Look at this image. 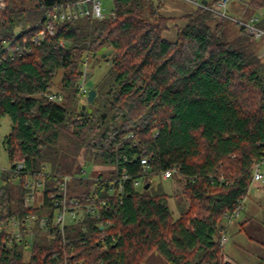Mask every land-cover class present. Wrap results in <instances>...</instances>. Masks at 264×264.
<instances>
[{
    "label": "trees",
    "instance_id": "trees-1",
    "mask_svg": "<svg viewBox=\"0 0 264 264\" xmlns=\"http://www.w3.org/2000/svg\"><path fill=\"white\" fill-rule=\"evenodd\" d=\"M74 2L5 0L0 9V116L10 118L3 142L10 165L0 171V264H141L152 252L168 264H236L222 260L219 237L224 212L246 197L253 166L264 161V44L243 25L195 6L169 40L163 33L175 18L161 12L165 0H113L103 18L55 19L50 34L44 9ZM241 4L264 28V0ZM231 21L238 25L232 38ZM14 35L31 51L11 56L6 44ZM106 45V59L94 57L107 70L82 111L87 88L78 85L87 58ZM21 159L31 169L69 175L71 195L104 201L99 216L46 229L40 217L50 223L48 194L60 177L45 172L43 203L24 206L25 176L10 172ZM169 168L174 173L163 179ZM123 171L131 177L120 193L111 180ZM11 215L20 221L17 239L8 231Z\"/></svg>",
    "mask_w": 264,
    "mask_h": 264
},
{
    "label": "built area",
    "instance_id": "built-area-1",
    "mask_svg": "<svg viewBox=\"0 0 264 264\" xmlns=\"http://www.w3.org/2000/svg\"><path fill=\"white\" fill-rule=\"evenodd\" d=\"M188 3L192 4L195 7H202L211 11L215 16L228 18L236 23L243 25L247 29L251 30L253 33V37L255 39H260L262 44H264V28H261L257 25L259 15L251 14L249 16H245L244 7H242L241 14L239 16L230 15L228 12V5L232 1H236L242 3V0H205L203 3L202 0H185ZM74 6L67 5V7L63 10H58L57 6H50L44 9L43 17H45V26L50 34H53V23L52 21L55 19H70L76 18L82 14L90 12L91 16L94 18L101 19L105 16L103 12L101 1L100 0H75L72 3ZM5 5V0H0V9H2ZM38 39L37 36L31 39L32 42H36ZM6 49L8 53L12 56L13 54H22L23 52H30L31 47L26 43H20L16 40V35H14L8 44H6ZM82 90H85V87L82 86ZM48 98L51 100L59 101L61 99L58 93H49L47 94ZM261 163V162H260ZM260 163H255L253 166L252 172V185L256 181H260L264 175L260 172ZM140 164L142 168V173H148L150 169V164L148 159L145 157L140 158ZM47 166L42 165L39 170L31 169L27 166V163L24 159L17 161L11 168V177L16 178L18 175L23 174L25 179L23 180V187L27 190L26 194L23 197V205L30 206L33 202L37 201L38 204H42L43 202L39 197H37V192H42V188L44 186V176L45 172L50 177H60V180L55 182L54 190L50 191L48 197L52 203V207L54 208L52 218L50 223L48 222V217L43 215L40 217L42 222H46V229L49 231H62L64 226L68 223H73L75 220L82 218L84 216L90 215L93 217L99 216V208L104 201L96 202L92 198V194L86 197V199L77 198L69 193L68 190V181L70 176L67 174H48ZM175 171V168L165 169L161 172V177L163 179H168ZM131 176L123 171L120 175L119 179L115 178L111 180L112 185L115 183L116 189L118 191L123 190V181L127 180ZM141 183L140 178H136L133 180V185L135 187L139 186ZM244 197L239 199L236 207L232 211H226L223 214V224L227 229L230 226L232 219L239 215L240 211L243 209ZM29 219V217H28ZM9 223L14 228L10 232V238L15 237V239L21 237L20 231V221L14 215H11L8 218ZM226 231L220 237V245L223 247V244L226 241ZM64 264H77L75 261L69 262L65 261ZM99 264V263H94Z\"/></svg>",
    "mask_w": 264,
    "mask_h": 264
},
{
    "label": "rangeland",
    "instance_id": "rangeland-1",
    "mask_svg": "<svg viewBox=\"0 0 264 264\" xmlns=\"http://www.w3.org/2000/svg\"><path fill=\"white\" fill-rule=\"evenodd\" d=\"M103 12L108 14L113 8V0H100ZM232 3L233 6H232ZM194 6L185 0H165L161 7V12L174 17L171 20L168 29L163 36L169 40H173L175 36V25L184 24L183 15L192 11ZM230 15L239 16L242 11V4L232 1L228 5ZM238 31V25L235 22L226 24V34L230 38L234 37ZM260 56L264 57V47H261ZM108 64L105 60L96 56H89L86 62V69L80 78L78 88L82 90V86L93 88L94 81L99 79L107 70ZM61 72L54 78L53 90L59 89L61 82ZM87 92L80 96V103L86 104ZM10 130V118L8 116H0V171L7 169L10 165L7 153L4 149V138ZM260 172L264 175V161L260 163ZM165 183V181H164ZM167 186V184H165ZM181 185H177L180 189ZM39 196L37 192V197ZM170 206L173 209V217L179 216L178 211L174 207L173 197L170 200ZM187 208V207H186ZM27 223V222H26ZM14 228L8 226L9 233ZM226 231V241L223 244L224 253L223 261H233L236 264H257L261 257H264V177L260 181H256L250 187L243 202V209L239 215L232 219L230 226L222 230L220 237ZM219 237V240H220ZM26 241H32V235H26ZM220 244V241H219ZM29 247V245H28ZM26 247L27 249H29ZM141 264H168L157 252H152L146 256Z\"/></svg>",
    "mask_w": 264,
    "mask_h": 264
},
{
    "label": "water",
    "instance_id": "water-1",
    "mask_svg": "<svg viewBox=\"0 0 264 264\" xmlns=\"http://www.w3.org/2000/svg\"><path fill=\"white\" fill-rule=\"evenodd\" d=\"M203 3H205L206 1L205 0H202ZM108 45L106 46H102L99 50H97L96 52L93 53V56L95 54H98V55H102L104 58L106 57V55L110 52V50H107ZM106 59V58H105ZM96 92H95V89L94 88H89L87 90V96H86V100L87 102H91L93 99H94V96H95ZM85 108V104H82L81 105V110L83 111ZM148 185V183H146L145 187Z\"/></svg>",
    "mask_w": 264,
    "mask_h": 264
},
{
    "label": "crops",
    "instance_id": "crops-1",
    "mask_svg": "<svg viewBox=\"0 0 264 264\" xmlns=\"http://www.w3.org/2000/svg\"><path fill=\"white\" fill-rule=\"evenodd\" d=\"M234 3H232V6H233Z\"/></svg>",
    "mask_w": 264,
    "mask_h": 264
}]
</instances>
